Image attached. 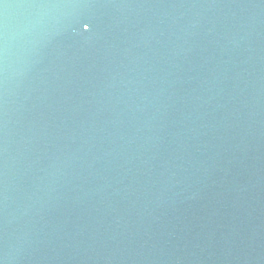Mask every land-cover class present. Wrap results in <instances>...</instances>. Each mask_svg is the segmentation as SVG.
I'll list each match as a JSON object with an SVG mask.
<instances>
[{
	"label": "water",
	"instance_id": "1",
	"mask_svg": "<svg viewBox=\"0 0 264 264\" xmlns=\"http://www.w3.org/2000/svg\"><path fill=\"white\" fill-rule=\"evenodd\" d=\"M0 264H264V0H0Z\"/></svg>",
	"mask_w": 264,
	"mask_h": 264
}]
</instances>
